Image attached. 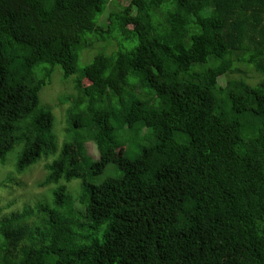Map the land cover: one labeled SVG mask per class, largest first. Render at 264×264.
I'll return each mask as SVG.
<instances>
[{
	"label": "trees",
	"instance_id": "obj_1",
	"mask_svg": "<svg viewBox=\"0 0 264 264\" xmlns=\"http://www.w3.org/2000/svg\"><path fill=\"white\" fill-rule=\"evenodd\" d=\"M18 148L43 191L0 208V264H264V0H0V166Z\"/></svg>",
	"mask_w": 264,
	"mask_h": 264
},
{
	"label": "rangeland",
	"instance_id": "obj_2",
	"mask_svg": "<svg viewBox=\"0 0 264 264\" xmlns=\"http://www.w3.org/2000/svg\"><path fill=\"white\" fill-rule=\"evenodd\" d=\"M86 58H90L88 55ZM82 64H85L82 63ZM220 83L222 85L226 84V78H220ZM74 92L72 83L67 80L62 79L61 73H58L54 76L51 84H48L41 92V100L46 105H51L54 109V114L58 119V134L60 138V142L63 143L64 136L66 134L65 125L62 124V119L66 117L67 108L70 106V103L61 104L59 99L61 98V94L64 93L66 95L72 94ZM57 128V122H56ZM57 134V130H56ZM87 153L98 159L99 152L96 145L89 141L85 144ZM72 154H76L74 148L71 149ZM19 148L10 152L7 158V162L5 165L0 166V181L4 180L7 175L15 177L17 179H22L24 185L22 187H16L14 192H9V190L0 188V199L3 201L0 204V208L5 207L8 201L16 200L17 203L8 209H19L23 207L25 204L35 202L36 196L42 195V189L38 187V182L44 178V171H41L40 168L36 167V164L29 167L25 172H17L16 171V163L18 160ZM77 155V154H76Z\"/></svg>",
	"mask_w": 264,
	"mask_h": 264
}]
</instances>
